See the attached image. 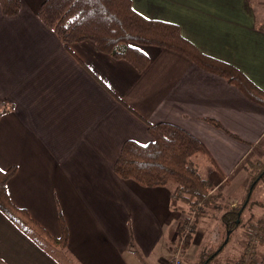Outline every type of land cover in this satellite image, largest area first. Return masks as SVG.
<instances>
[{"label":"crops","instance_id":"1","mask_svg":"<svg viewBox=\"0 0 264 264\" xmlns=\"http://www.w3.org/2000/svg\"><path fill=\"white\" fill-rule=\"evenodd\" d=\"M45 1L22 0L15 18L0 6V169L17 168L9 196L56 237L61 210L75 264H166L164 244L184 213L172 209L174 188H144L115 174L123 144H150L148 124L178 126L206 147L210 159L203 158L199 171L235 207L247 187L246 163L264 165V107L163 48L140 47L150 58L142 73L91 42L69 52L38 18ZM132 2L149 19L179 25L202 53L264 90V31L248 0ZM198 227L185 256L189 264L201 261L194 247L208 231L198 234ZM60 259L0 212V264Z\"/></svg>","mask_w":264,"mask_h":264},{"label":"trees","instance_id":"2","mask_svg":"<svg viewBox=\"0 0 264 264\" xmlns=\"http://www.w3.org/2000/svg\"><path fill=\"white\" fill-rule=\"evenodd\" d=\"M248 1L257 13L258 28L264 31V0ZM0 6L4 16L15 18L22 10V0H0ZM38 18L69 52L73 44L91 42L100 53L124 60L142 73L150 65V58L140 47L163 48L186 57L208 73L224 78L251 102L264 107V90L242 71L202 53L183 36L179 25L152 20L138 13L132 0H46L38 10ZM4 113L5 110H0V119ZM207 121L222 129L219 122ZM148 131L152 137L150 144L144 146L132 140L123 144L114 172L123 181H133L144 188L173 187L174 210L182 204L188 207L189 215L194 218V221H186L179 230L182 238L189 224L187 238L190 239L199 220L207 217L210 208L219 209L217 199L222 198L212 192L211 182L199 171L198 158L210 159L207 149L194 136L172 124H148ZM263 166L260 162L246 164L245 169H263L253 178L252 186L264 179ZM16 173V167L0 169V212L41 249L49 253L51 250L60 252L61 264H75L68 252L69 229L62 212L59 213L61 235L56 237L26 209L16 206L11 200L7 185ZM248 200L226 210L221 220L229 241L239 228L244 229V251L240 263L262 264L258 253L260 246L264 247V216L244 225V214L251 207ZM130 248L137 254L133 242ZM223 250L221 248L220 252L207 259L203 251L200 264H210Z\"/></svg>","mask_w":264,"mask_h":264},{"label":"rangeland","instance_id":"3","mask_svg":"<svg viewBox=\"0 0 264 264\" xmlns=\"http://www.w3.org/2000/svg\"><path fill=\"white\" fill-rule=\"evenodd\" d=\"M5 107L8 106L6 105ZM197 162H198V167L202 168V164L204 163L203 158H198ZM262 170L263 169L260 168L245 169L244 167V171L248 177V182L246 184L247 187L244 190L245 192L244 195L242 196V200L239 201L240 203L236 204V206L241 205L243 202H245L247 198H249L250 201L248 200L249 201L248 204L251 206L250 210L253 208L252 212L250 210H247L245 212L243 218L244 225L249 224L251 222H255L256 220L264 216V209L262 208V205H264V179H261L255 186H252L253 178L257 177V175ZM168 188L173 189V187H168ZM217 203L220 205L219 209L216 207L210 208L208 210L207 218H202L199 220L198 234L199 233L201 234L205 230L208 232L201 234V238H199L200 241L198 245L194 247V249L198 251V255H201V253L205 251L204 257L205 259H207L213 253L220 252L222 248L224 250L222 251V253H220L219 257L217 256L218 258L217 257L215 258V261L212 264H241L240 257L242 256L244 251V241H245L244 229L239 228V230H237L233 234L232 240L229 243L227 233L224 236L222 235L223 224L221 218L226 210L234 206H232L233 205L232 202H230L228 199L225 198H218ZM172 209L174 210L173 202H172ZM174 211H182V213L184 214L182 220L178 222L177 228L169 232L170 234L169 238L171 240L169 239L170 241L164 244L165 247L170 249V251L168 252V257L165 258L166 259L165 263L171 264L172 258L177 254L179 260H181V264H189L187 263L189 260L185 256L194 236L188 239L187 238L189 234L188 233L186 237H184L185 235H182L181 238L179 230L180 227H182L186 223V221H188L189 219L191 221H194V218L189 215L188 207L182 204H179L178 210H174ZM186 226H189V224H187ZM258 259L259 261L262 262V264H264V247L262 246H260L259 248ZM148 262L150 263L151 261Z\"/></svg>","mask_w":264,"mask_h":264},{"label":"built area","instance_id":"4","mask_svg":"<svg viewBox=\"0 0 264 264\" xmlns=\"http://www.w3.org/2000/svg\"><path fill=\"white\" fill-rule=\"evenodd\" d=\"M189 231H190V226H186V228L183 231V235H185L184 237L187 236ZM171 264H181V260H179V257L177 256V254L172 258Z\"/></svg>","mask_w":264,"mask_h":264}]
</instances>
